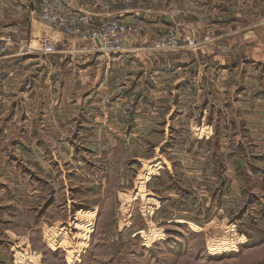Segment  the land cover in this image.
I'll list each match as a JSON object with an SVG mask.
<instances>
[{
  "label": "crops",
  "instance_id": "1",
  "mask_svg": "<svg viewBox=\"0 0 264 264\" xmlns=\"http://www.w3.org/2000/svg\"><path fill=\"white\" fill-rule=\"evenodd\" d=\"M64 2L95 24L144 32L95 56L41 22L36 2L0 0V40H12L0 60V210L103 188L119 150L135 153L133 165L159 150L175 178L185 162L227 165L237 149L264 150V0ZM170 26L182 37L196 30L199 47L155 53L151 41ZM45 38L60 52L42 54ZM184 128L197 151L186 159Z\"/></svg>",
  "mask_w": 264,
  "mask_h": 264
},
{
  "label": "rangeland",
  "instance_id": "2",
  "mask_svg": "<svg viewBox=\"0 0 264 264\" xmlns=\"http://www.w3.org/2000/svg\"><path fill=\"white\" fill-rule=\"evenodd\" d=\"M166 29L183 48L199 47L196 30L182 37ZM186 129L176 140L189 148L180 150L184 159L197 155ZM246 147L227 165L185 162L174 185L159 170L166 163L173 176L175 165L159 150L141 165L119 150L118 171L103 188L90 183L40 198L38 207L33 201L30 211L0 210V264H264V150ZM168 214L176 219L166 222Z\"/></svg>",
  "mask_w": 264,
  "mask_h": 264
},
{
  "label": "built area",
  "instance_id": "3",
  "mask_svg": "<svg viewBox=\"0 0 264 264\" xmlns=\"http://www.w3.org/2000/svg\"><path fill=\"white\" fill-rule=\"evenodd\" d=\"M31 1L36 2L38 6L41 22L53 31L81 40L87 45L84 51L95 56L110 57L119 54L130 35H140L144 32L142 27L129 26L114 19L95 24L86 13L70 7L64 0ZM185 41L189 47L198 46L194 36L186 37ZM11 44L10 38L0 40V60L9 54ZM149 48L156 53H171L182 49L183 44L180 43L175 30L171 29L155 38ZM41 52L51 56L60 51L55 43L45 38L41 42Z\"/></svg>",
  "mask_w": 264,
  "mask_h": 264
},
{
  "label": "trees",
  "instance_id": "4",
  "mask_svg": "<svg viewBox=\"0 0 264 264\" xmlns=\"http://www.w3.org/2000/svg\"><path fill=\"white\" fill-rule=\"evenodd\" d=\"M162 174H166V178H167V180L170 182V183H172L173 185L175 184V179L177 180V178H174L169 172H168V170H166V169H164L163 170V172H162ZM156 180H158V179H156ZM176 191H181V193H182V189H175ZM180 195H181V193L180 192H178ZM185 194H186V196H188L190 193H188V192H185ZM187 210H184L183 212H186ZM168 217H169V219H167L166 220V222L168 221V220H171V221H173V220H175L176 219V216L175 215H172V214H168L167 215ZM179 217H181V216H179Z\"/></svg>",
  "mask_w": 264,
  "mask_h": 264
}]
</instances>
